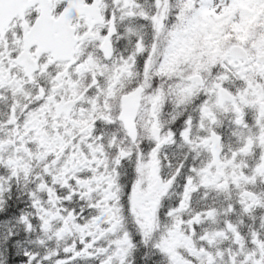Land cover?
Listing matches in <instances>:
<instances>
[{
    "label": "snow or ice",
    "instance_id": "6c2138e0",
    "mask_svg": "<svg viewBox=\"0 0 264 264\" xmlns=\"http://www.w3.org/2000/svg\"><path fill=\"white\" fill-rule=\"evenodd\" d=\"M0 264H264V0H0Z\"/></svg>",
    "mask_w": 264,
    "mask_h": 264
}]
</instances>
